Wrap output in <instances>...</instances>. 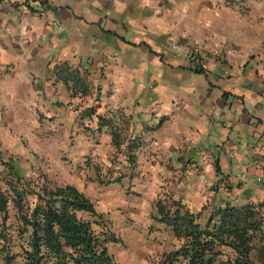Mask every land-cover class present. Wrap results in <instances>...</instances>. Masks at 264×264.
Instances as JSON below:
<instances>
[{
  "label": "crops",
  "instance_id": "0c3cea01",
  "mask_svg": "<svg viewBox=\"0 0 264 264\" xmlns=\"http://www.w3.org/2000/svg\"><path fill=\"white\" fill-rule=\"evenodd\" d=\"M62 62L68 85L54 72ZM24 139L50 157H87L88 172L135 139L134 173L106 184L118 194L137 173L162 174L201 206L218 164L227 199H262L264 0H0V158L20 161ZM124 162L113 167L128 174ZM139 200L95 203L120 238L108 247L119 264H158L174 242Z\"/></svg>",
  "mask_w": 264,
  "mask_h": 264
},
{
  "label": "trees",
  "instance_id": "16d2710c",
  "mask_svg": "<svg viewBox=\"0 0 264 264\" xmlns=\"http://www.w3.org/2000/svg\"><path fill=\"white\" fill-rule=\"evenodd\" d=\"M69 67L68 62H62L54 69L67 85L73 71ZM82 111L83 116L90 117L94 108ZM97 117L99 127L110 123L105 116ZM111 137L118 147L120 134L111 130ZM129 145L124 160L129 166L128 175L132 176L140 144L134 139ZM106 170L103 176L99 167L96 170L105 184L127 175L120 169L114 175L111 164ZM25 171L16 158H0L3 264L17 259L26 264H119L108 247L120 238L82 189L72 183L53 186L46 173L26 177ZM216 171V181L211 185L213 195L221 188L220 182L225 181L230 186L227 190L231 189L226 182L227 174L220 171L218 164ZM153 204L155 219L169 226L174 237L171 248L160 256L158 264H264L252 257L255 241L264 249V197L240 203L213 198L201 206H190L170 190V193L159 191Z\"/></svg>",
  "mask_w": 264,
  "mask_h": 264
},
{
  "label": "rangeland",
  "instance_id": "374dc122",
  "mask_svg": "<svg viewBox=\"0 0 264 264\" xmlns=\"http://www.w3.org/2000/svg\"><path fill=\"white\" fill-rule=\"evenodd\" d=\"M5 144L7 145L8 142ZM32 144V141L24 139L19 141L15 145L16 147H18L16 149V152L18 153V155H20L19 159L26 169V177H35L39 174V172H44L47 174L50 183L53 186L64 183H72L78 188L82 189L93 200L94 204L97 203L98 206L100 205L103 207H107L106 204H108L107 202H109L108 198L110 195H116L117 197L122 195V197L125 196V198H129L131 202H133V200L140 199L139 202L141 201L143 203L142 206L146 208V213L152 214L151 209L155 211V209L153 208V202L158 192L167 191L170 193L171 189L168 183L166 182V180H168V177H163V175L161 174L159 179L161 183H159L156 178L152 177L153 174L144 172L142 174L137 173L135 175V178L130 179L128 183H125V186H123L120 191L118 190V194V192L111 186V184L106 185L109 183H102L101 179H99L98 177L99 175H97L96 172H88L84 168V166H86V163L89 161L87 157H81L78 160H72L71 157L64 154L63 156L59 157H50L49 149L46 153L43 150V144L36 150L33 148ZM102 162L106 164H101L99 167V172L102 176L107 171L106 168L107 166H109V164H111L112 168H114V175H118V169H116V167H113V165H120L121 163H125L124 158L118 156L117 154L111 155V157H109L107 161ZM185 172L187 173V171L182 170V173L179 172V175H182ZM257 179L260 180L261 178L258 177ZM215 181L216 179L213 181V183ZM162 185H164V190H162ZM218 185L219 187H221L219 189V192L217 194L214 193V195L209 196L210 199H206V201L212 200L213 198L215 199V201H219L220 199L225 200L229 198L230 195H227V186L229 185H227L225 181L224 183H218ZM240 194H242V192H240ZM235 197L237 199L238 195ZM234 199L232 198L233 201ZM239 200L235 202L240 203L241 201ZM110 222L111 226L114 227L112 221ZM120 224L122 225V223ZM116 228H118V226ZM152 239L155 240V238ZM252 257L256 259L259 263H264V249L259 241L254 242L252 249Z\"/></svg>",
  "mask_w": 264,
  "mask_h": 264
},
{
  "label": "built area",
  "instance_id": "2783aa9c",
  "mask_svg": "<svg viewBox=\"0 0 264 264\" xmlns=\"http://www.w3.org/2000/svg\"><path fill=\"white\" fill-rule=\"evenodd\" d=\"M185 59H187L188 62H192L195 60V55H194V52L192 51H187L185 53Z\"/></svg>",
  "mask_w": 264,
  "mask_h": 264
}]
</instances>
